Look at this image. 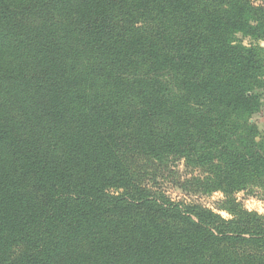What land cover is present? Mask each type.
<instances>
[{
    "label": "trees",
    "instance_id": "16d2710c",
    "mask_svg": "<svg viewBox=\"0 0 264 264\" xmlns=\"http://www.w3.org/2000/svg\"><path fill=\"white\" fill-rule=\"evenodd\" d=\"M255 1L0 0V264H264Z\"/></svg>",
    "mask_w": 264,
    "mask_h": 264
},
{
    "label": "rangeland",
    "instance_id": "374dc122",
    "mask_svg": "<svg viewBox=\"0 0 264 264\" xmlns=\"http://www.w3.org/2000/svg\"><path fill=\"white\" fill-rule=\"evenodd\" d=\"M256 4H264V0H256ZM239 41H241L244 45L250 46L254 44L253 40L247 37H243L241 35L238 36ZM264 46V43H261ZM254 123L258 126L262 135H264V109L260 113V115L254 118ZM179 175L188 176L191 170L187 169L183 163L177 164ZM162 191L168 195L172 200H184L189 203H196L202 205L210 210H213L215 213L220 214L225 219H230V215L224 211H222V207L220 205L221 200L223 198L221 193L214 194H187L180 190L179 188L174 187V184L171 183H160L159 184ZM260 186V187H259ZM237 201L241 204V206L250 212H256L260 215H264V213L258 210V207H251L250 203L254 202L255 205L264 206V187L261 185L258 186H250L246 190L238 192L235 195Z\"/></svg>",
    "mask_w": 264,
    "mask_h": 264
},
{
    "label": "clouds",
    "instance_id": "9594fccd",
    "mask_svg": "<svg viewBox=\"0 0 264 264\" xmlns=\"http://www.w3.org/2000/svg\"><path fill=\"white\" fill-rule=\"evenodd\" d=\"M251 207H258V210H259L260 212L264 213V206H258V205H255L254 202H251V203H250V209H251Z\"/></svg>",
    "mask_w": 264,
    "mask_h": 264
}]
</instances>
